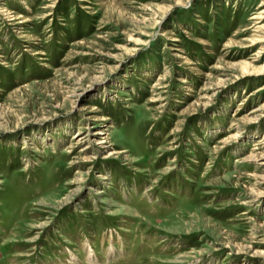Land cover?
Listing matches in <instances>:
<instances>
[{"label": "rangeland", "instance_id": "obj_1", "mask_svg": "<svg viewBox=\"0 0 264 264\" xmlns=\"http://www.w3.org/2000/svg\"><path fill=\"white\" fill-rule=\"evenodd\" d=\"M0 264H264V0H0Z\"/></svg>", "mask_w": 264, "mask_h": 264}, {"label": "bare ground", "instance_id": "obj_2", "mask_svg": "<svg viewBox=\"0 0 264 264\" xmlns=\"http://www.w3.org/2000/svg\"><path fill=\"white\" fill-rule=\"evenodd\" d=\"M98 134H103L102 132H97ZM105 142L104 140H101L100 143Z\"/></svg>", "mask_w": 264, "mask_h": 264}]
</instances>
